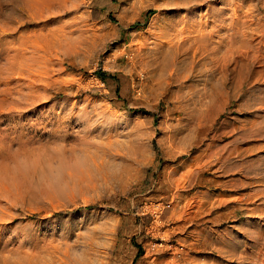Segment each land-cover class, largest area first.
I'll return each instance as SVG.
<instances>
[{"label":"rangeland","instance_id":"1","mask_svg":"<svg viewBox=\"0 0 264 264\" xmlns=\"http://www.w3.org/2000/svg\"><path fill=\"white\" fill-rule=\"evenodd\" d=\"M54 1L0 0V264H264V0L209 2L233 52L169 46L205 1Z\"/></svg>","mask_w":264,"mask_h":264},{"label":"bare ground","instance_id":"2","mask_svg":"<svg viewBox=\"0 0 264 264\" xmlns=\"http://www.w3.org/2000/svg\"><path fill=\"white\" fill-rule=\"evenodd\" d=\"M52 1H54V0H24V2H25V4L26 5H29V6H34L35 4L36 5H50L51 6V4L50 3H52ZM175 1V0H174ZM201 1H205L204 2V4H206V5H208L207 7H208V9H207V13L206 14H199L198 15V19H196V20H194L193 19V21L195 22V24H191V25H188V24H185V27H182V28H180L179 27V29H178V34L180 35V37L177 39L176 38V40H178V41H173L171 44L169 43V42H171V41H169L168 43L170 44L169 46L171 47L172 46V44L173 43H176L177 45H179V44H184V42H186L187 40H189L190 41V44L192 45V46H194V45H196V44H199V46H197V49L196 50H198V49H201L203 46V48H202V51L204 52V51H206L207 50V43H208V40H210V36L209 35H211V37L214 35V34H216L217 36H218V38H219V40H215V41H213V42H215L214 44H215V46L213 47L212 46V48L214 49H216V51L218 50L217 49V47L219 46H221V44L222 43H227V45H229V46H231L230 44L231 43H235V41L238 39V37H241L240 36V34L243 32L242 30H241V27L243 26V28L245 27L244 26V20L243 19H245L246 18V20H248L247 19V16H248V13H249V10L248 11H245V13H246V17L245 18H243L242 19V16H241V14H239V13H237L238 12V9L239 10H241L240 8H238L237 6H235L234 8H232V11L233 12H231L232 13V15L230 14V15H228V17L227 16H225V15H227V13H225V9L224 8H216V6H211L210 4H209V2L210 1H212V0H201ZM228 1V0H227ZM235 1V0H234ZM238 1H240V0H238ZM55 3H57L58 5H59V1L58 2H56V1H54ZM199 2V1H198ZM224 2V1H223ZM229 2H231V1H229ZM241 2V1H240ZM181 3V2H180ZM236 4L238 3V2H235ZM191 4V3H190ZM235 4V5H236ZM239 4V6L241 5L240 3H238ZM25 5V6H26ZM53 5V4H52ZM55 5V4H54ZM67 5V4H66ZM189 5V4H188ZM227 5V4H226ZM230 5H231V3H230ZM233 5V4H232ZM248 5V4H247ZM201 6V5H200ZM73 7V6H72ZM181 7V6H180ZM230 7V6H229ZM233 7V6H232ZM52 8H53V6H52ZM231 8V7H230ZM229 8V9H230ZM242 8V7H241ZM54 9V8H53ZM198 9V8H197ZM47 11H48V8L46 9ZM50 10V9H49ZM59 10H61L60 8H59ZM66 10V9H65ZM185 10V9H184ZM187 10V9H186ZM252 10V9H251ZM250 10V11H251ZM50 12V11H49ZM213 12V13H212ZM229 12V11H228ZM241 12V11H240ZM242 12H243V10H242ZM248 12V13H247ZM253 11H251V13H252ZM56 13H58V12H56ZM23 14V13H22ZM210 14H212L213 16H215L214 18V22L216 23V21H218L219 22V24L217 23V24H214L215 25V27L216 26H218L217 27V29L218 30H216V29H214L213 30V35L212 34H210L211 33V30H210V33H205L204 32V28L206 29L207 27L204 25V28L202 27L203 26V24H205V23H207V21H209V20H207V18H206V20H203L204 19V17H206L207 15H209L210 16ZM229 14V13H228ZM52 15V14H51ZM211 15V16H212ZM39 16H42L41 14L39 15ZM39 16H38V18L37 19H39ZM45 15H43V17H44ZM187 16V15H186ZM212 16V17H213ZM42 17V18H43ZM194 17V16H193ZM243 17H244V14H243ZM249 17V16H248ZM35 18V17H34ZM35 18V19H36ZM185 18V17H184ZM191 18V17H190ZM197 18V17H196ZM210 19H211V17H210ZM213 19V18H212ZM182 20V19H181ZM192 20V19H191ZM229 20V22H227ZM182 21H184V20H182ZM211 21V20H210ZM212 22V21H211ZM246 22V21H245ZM248 22V21H247ZM182 23V22H181ZM210 23V22H209ZM24 24H26V23H24ZM213 24V23H212ZM28 25V24H27ZM32 25V24H31ZM49 25V24H48ZM207 25V24H206ZM211 25V24H210ZM46 26V25H45ZM167 26V25H166ZM47 27V26H46ZM59 28L57 29L56 28V30L54 29H52L51 31H52V33L50 34L51 36H52V44H53V46H52V48L54 47H56L57 49H59V50H66V51H69V45H70V43H69V41H68V37H70V35L67 37V31L66 30H64V25H62L61 27L60 26H58ZM66 27V26H65ZM253 27V26H252ZM203 28V29H202ZM212 28H214V27H212ZM242 28V29H243ZM3 29V28H2ZM46 29V28H45ZM44 29V30H45ZM51 29V28H50ZM49 29V30H50ZM164 29V28H163ZM162 29V30H163ZM210 29V28H209ZM224 29H227V30H230V29H234V32L233 33H228V31H227V33L226 34H221L220 32H221V30H224ZM170 30H172L171 28H170ZM2 31V30H1ZM183 31H187V32H190V33H192V34H190L191 36H187L188 37V39H186V37L184 36H181V34H182V32ZM225 31V30H224ZM69 32V31H68ZM194 32V33H193ZM244 32L246 33V31H245V28H244ZM2 33V32H1ZM5 33V32H4ZM42 33V32H41ZM41 33H39V36H40V34ZM70 33V32H69ZM68 33V34H69ZM251 33V32H250ZM169 34V33H168ZM173 34V33H172ZM176 34H177V32H175L174 34H173V37H174V35H175V37H177L176 36ZM177 34V35H178ZM243 34V33H242ZM241 34V35H242ZM170 35H171V33H170ZM170 35H169V37H170ZM216 35H214L213 37H217ZM158 36V35H157ZM161 36V35H160ZM159 36V37H160ZM163 36V35H162ZM172 36V35H171ZM243 36H244V34H243ZM174 37V38H175ZM30 38V37H29ZM34 38V37H33ZM40 38H41V36H40ZM163 38V37H162ZM38 38H36V39H32V42L34 41H36ZM47 39V38H46ZM170 39V38H169ZM242 39H243V37H242ZM39 40V39H38ZM40 40H42V39H40ZM45 40V39H44ZM171 40V39H170ZM174 40V39H173ZM181 40H183V41H181ZM228 40V41H227ZM244 40V39H243ZM48 41V40H47ZM50 41V40H49ZM204 42H205V44H204ZM236 42H238V41H236ZM187 43H188V41H187ZM33 45H37V42L36 43H32ZM31 44V45H32ZM190 44H189V46H190ZM211 44V43H210ZM235 44H237V43H235ZM242 44V43H241ZM174 45V44H173ZM186 45V44H185ZM213 45V44H212ZM233 45V48H234V44H232ZM26 46H29V45H26ZM238 46V44L236 45V47ZM239 46L240 47H242L241 45H240V43H239ZM238 46V47H239ZM23 47H25V46H23ZM23 47H21V48H23ZM30 48H33V47H31V46H29ZM51 47V46H50ZM174 47V46H173ZM179 47V46H178ZM209 47H211V45L210 46H208V50H212V48H210L209 49ZM228 47V46H227ZM227 47H225V50H226V48ZM236 47L234 48V49H236ZM239 47V48H240ZM20 48V47H19ZM29 48V49H30ZM35 49H37V47H34ZM184 48H186V47H184ZM189 48V47H188ZM195 48V47H194ZM223 47H221V49H222ZM231 48H232V46L228 49L230 52H233V50H231ZM238 48V49H239ZM176 49V48H175ZM174 49V50H175ZM181 49H183V48H181ZM224 49V48H223ZM26 50H28V49H26ZM32 50V49H31ZM30 50V51H31ZM170 50H172V48L170 49ZM186 50V53L188 52V50H187V48L185 49ZM211 50H210V52H211ZM225 50H223V51H225ZM228 50H226L227 52L226 53H228L229 51ZM256 50V49H255ZM24 51V50H23ZM34 51V50H33ZM57 51V50H56ZM55 51V52H56ZM66 51H63V52H66ZM177 51V50H176ZM175 51V52H176ZM181 51V50H180ZM183 51V50H182ZM236 51V50H235ZM238 51V50H237ZM236 51V52H237ZM19 52V51H18ZM26 52V51H25ZM32 52V51H31ZM38 52V51H37ZM207 52V51H206ZM213 52L214 53H216V54H219V53H217V52H215L214 50H213ZM229 52V53H230ZM24 53V52H23ZM27 53H30V52H27ZM174 53V52H173ZM177 53H179V51L177 52ZM189 53V52H188ZM191 53H192V51H191ZM196 53V52H195ZM194 53V54H195ZM199 53V52H198ZM201 53V52H200ZM224 54H225V52H223ZM235 53V52H234ZM22 54V53H21ZM34 54H35V52H33V55L31 54L30 56H32V57H34ZM175 54V53H174ZM180 54V53H179ZM206 54V53H205ZM215 54V55H216ZM223 54V55H224ZM233 54V53H232ZM236 54V53H235ZM234 54V55H235ZM50 55H51V52H50ZM173 55V54H172ZM181 55H182V53H181ZM187 55V54H186ZM191 55V54H190ZM196 55H197V53H196ZM195 55V56H196ZM207 55V54H206ZM209 55V54H208ZM214 55V54H213ZM15 56V55H14ZM23 56H26V55H22V57ZM176 56H177V54H176ZM185 56V55H184ZM188 56V55H187ZM198 56V55H197ZM200 56V55H199ZM210 56H212V55H210ZM220 56V55H219ZM222 56V55H221ZM220 56V57H221ZM226 56V55H225ZM21 57V58H22ZM36 57V56H35ZM174 57V56H173ZM191 57V56H190ZM189 57V58H190ZM208 57V56H207ZM227 57V56H226ZM226 57H224V58H226ZM230 57V56H229ZM235 57V56H234ZM20 58V59H21ZM24 58V57H23ZM26 58H27V56H26ZM28 58H30L29 56H28ZM176 58V57H175ZM257 58V57H256ZM17 59V58H16ZM35 59H37V58H35ZM48 59V58H47ZM174 59V58H173ZM202 59H204V57L202 58ZM230 59V58H229ZM231 59H232V57H231ZM230 59V60H231ZM13 60V59H12ZM15 60V59H14ZM23 60V59H22ZM21 60V61H22ZM28 60V59H27ZM27 60H24V61H27ZM177 60H178V58H177ZM180 60H181V58H180ZM180 60L178 61V62H180ZM196 60H199V59H196ZM200 60H201V58H200ZM204 60H206V59H204ZM249 60V59H248ZM23 61V62H24ZM191 61L193 62V60L191 59ZM227 60H224V62H226ZM22 62V63H23ZM30 62H34V58L32 59V61H30ZM37 62H38V60H37ZM189 62H190V60H189ZM191 62V63H192ZM205 62V61H204ZM215 62H217V60L215 61ZM256 62V61H255ZM16 63V62H15ZM14 63V64H15ZM20 63V62H19ZM28 63H29V60H28ZM28 63H27V65H28ZM35 64H36V62H34ZM44 63V62H43ZM46 63H48V62H46ZM175 63V62H174ZM190 63V64H191ZM17 64H18V62H17ZM185 64H189L188 62H186ZM195 64V63H194ZM193 64V65H194ZM204 64V63H203ZM222 64V63H221ZM31 65H32V63H31ZM31 65H29V66H31ZM216 65V64H215ZM21 63H20V68H21ZM40 66V65H39ZM187 66V65H186ZM223 65H221V67H222ZM28 67V66H27ZM26 67V68H27ZM32 67V66H31ZM184 67V66H183ZM189 67V66H188ZM217 67V66H216ZM226 67V66H225ZM29 68V67H28ZM34 68V67H33ZM42 68V67H41ZM40 68V70H43V69H41ZM44 68V67H43ZM175 68V67H174ZM194 68V67H193ZM204 68H205V66H204ZM48 69H50L49 67H48ZM47 69V70H48ZM195 69V68H194ZM203 69V68H202ZM202 69H200V70H202ZM206 69H207V67H206ZM216 69V68H215ZM20 70V69H19ZM33 70V69H32ZM175 70V69H174ZM183 70V69H182ZM189 70V69H188ZM22 71V70H21ZM38 71V70H37ZM185 71V70H184ZM208 71V70H207ZM25 72V71H24ZM43 72H45V69H44V71ZM48 72V71H47ZM188 72V71H187ZM191 72H192V70H191ZM200 72V71H199ZM208 72H210V71H208ZM242 72V71H241ZM175 73V72H174ZM189 73V72H188ZM240 73V72H239ZM37 74V73H36ZM44 74V73H43ZM29 75V74H28ZM180 75V74H179ZM39 76V75H38ZM37 76V77H38ZM52 76V75H51ZM177 76H178V74H177ZM224 76V75H223ZM29 77H31V80L33 79V77L32 76H29ZM40 77H41V74H40ZM44 77L45 76H43V79H44ZM47 78H49V77H47ZM178 78V77H177ZM242 78V77H241ZM28 79V78H27ZM40 79V78H39ZM42 79V78H41ZM50 79V78H49ZM34 80H35V78H34ZM225 80V79H224ZM36 81V80H35ZM42 81V80H41ZM44 81V80H43ZM52 81V80H51ZM29 82H33V81H30L29 80ZM39 82V81H38ZM37 82V83H38ZM45 82H46V80H45ZM36 83V82H35ZM34 84V83H33ZM39 84V83H38ZM37 84V85H38ZM42 84V83H41ZM46 84V83H45ZM44 83H43V85H45ZM48 84V83H47ZM42 85V86H43ZM26 86V85H25ZM35 87H37L36 85H34ZM239 86V85H238ZM27 87H29V86H27ZM34 87V88H35ZM37 88H39V87H37ZM48 88V87H47ZM30 89H31V86H30ZM44 89H46V88H44ZM32 91H33V89H31ZM30 90V91H31ZM30 91H28V92H30ZM31 91V92H32ZM41 91V90H40ZM48 91V90H47ZM12 92V91H11ZM26 92V91H25ZM24 92V93H25ZM12 94V93H11ZM22 94V93H21ZM36 94V93H35ZM44 94V93H43ZM25 95H26V93H25ZM24 95V96H25ZM28 95V94H27ZM31 95V94H30ZM29 95V96H30ZM17 96V95H16ZM32 96V95H31ZM38 97V96H37ZM16 98H18V97H16ZM26 98V97H25ZM24 98V99H25ZM29 98V97H28ZM21 99H23V98H21ZM20 99V100H21ZM33 99H34V97H33ZM38 99V98H37ZM27 101V100H26ZM30 101V100H29ZM36 101V100H35ZM34 101V102H35ZM39 101V100H38ZM31 102H32V100H31ZM34 102H32L33 104H34ZM23 103V102H22ZM31 104V103H30ZM24 107V106H23ZM21 109V108H20ZM23 110V109H22ZM65 120V119H64ZM236 149V148H235ZM232 152V151H231ZM240 152V151H239ZM244 152V151H243ZM237 153V152H236ZM14 154V153H13ZM18 153H16V155H17ZM230 154V153H229ZM240 155V154H239ZM229 156V155H228ZM24 157V156H23ZM7 161V160H6ZM252 161V160H251ZM16 163V162H15ZM253 163V162H252ZM8 164V163H7ZM251 165V164H250ZM255 165V164H254ZM242 167V166H241ZM251 167V166H250ZM252 167H254V166H252ZM6 170V169H5ZM252 170V169H251ZM1 173V172H0ZM8 173V172H7ZM264 175V174H263ZM12 177V176H11ZM264 178V177H263ZM2 180V179H1ZM261 190V189H260ZM253 191H255V190H253ZM252 191V192H253ZM258 191V190H257ZM263 191V190H262ZM262 193V192H261ZM251 194H253V196L255 195L254 193H251ZM250 194V195H251ZM248 196H249V194H247ZM259 195V194H258ZM246 198H248V197H246ZM250 199V198H249ZM248 200V199H247ZM246 200V201H247ZM13 217V216H12ZM237 257V256H236ZM48 263V262H47ZM59 264V263H58Z\"/></svg>","mask_w":264,"mask_h":264},{"label":"trees","instance_id":"3","mask_svg":"<svg viewBox=\"0 0 264 264\" xmlns=\"http://www.w3.org/2000/svg\"><path fill=\"white\" fill-rule=\"evenodd\" d=\"M101 76H102V78H104V77H105V74H103V73H102V75H101Z\"/></svg>","mask_w":264,"mask_h":264}]
</instances>
